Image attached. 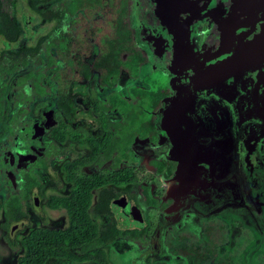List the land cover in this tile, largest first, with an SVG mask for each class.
Listing matches in <instances>:
<instances>
[{"label": "flooded vegetation", "instance_id": "1", "mask_svg": "<svg viewBox=\"0 0 264 264\" xmlns=\"http://www.w3.org/2000/svg\"><path fill=\"white\" fill-rule=\"evenodd\" d=\"M54 1L41 0L36 4V8H33L31 0V9L41 17L40 12H45L50 8L63 10L69 5V0H65L50 4L44 10L38 8L39 5L49 4ZM129 1L121 17L127 20L128 18L124 17V14H132L131 27L135 30L134 33L137 38L134 44L138 48H148L147 54L150 61L148 69L145 72H141L140 75L132 76L128 68L123 66L117 81L113 83L114 79L111 77L109 79L111 84L106 85L101 84L102 72L100 70L93 68L89 78H85L82 73V62L92 65L97 56L105 51L107 48L106 40L116 35L117 20L121 17L115 18L116 25L112 36L100 37L99 42L101 41L102 45L99 54L93 62H88V54L84 58H76L72 68L74 71L73 79L65 78L68 81H72L71 88L69 90L63 88V86L59 88L58 98L61 94L71 93L75 108L73 115L69 117L63 109L57 107L56 101V106L53 109L41 112L37 119L28 117V122L33 120L32 125L30 122L28 126L21 124L25 128L29 127L31 140H20L17 147H23L24 150L17 149L18 151L16 152H10L9 155L7 154V159L8 164L12 161L16 167L20 163L21 157L30 155L33 159L23 160L21 163L27 166L30 161L37 162L40 156H45L49 146L54 145L56 147L55 154H58L63 144L68 143L69 146H73L74 159L66 158L67 160L62 163L64 172L62 183L63 185L66 183L70 184L69 192L56 196H70L75 184L77 185V190L82 192V189L93 185L95 181L99 180L101 182L99 187H90V193L92 194L91 208L98 200V194L103 188L113 189L117 193V197L112 199L111 214H105L97 218L98 221L99 219H105V217L109 220L99 221V223L107 224L116 220L122 229L142 232V237L134 241L146 242L149 245L148 254L152 251L160 255V248L167 250L170 242L185 240L192 243L194 240L200 241L202 240L201 238L207 237L208 230L214 226V222L218 221V223L223 225L227 218L224 216L226 212L234 214L240 203L243 206L252 208L254 213L260 215L264 208V124L257 123L253 125L252 129L244 131L242 139H234L235 143L240 141L242 143L239 146L240 152H233L236 156V160L234 159L236 170L231 167L228 168L227 158L225 157L228 154L229 146L226 139L231 138L230 134L226 133L221 137L220 135L214 136L212 130L208 131L207 123L203 121L199 112H194V124L190 120L187 121L189 126L191 125L195 130V136L192 137L195 140L194 143H188L187 138H185L186 142L183 143L179 137L180 134L169 131L168 124H172L173 120L167 110L178 102L175 91L179 86L184 88L186 80L181 77V74L161 63L158 53L154 50L152 41L148 38V31H151L149 27L151 23L148 24L149 21H147L145 13L150 0ZM2 3V11L8 12L11 18H16L22 27V23L15 14L17 8L16 0H2ZM95 4L97 6L101 4L108 5L102 3V0H95ZM67 18L72 19L74 15L69 13L66 18L63 17L60 21H51L55 23L53 31H56L57 34H64L66 32L65 24H77L80 21L77 20L75 23H70ZM44 22L49 23L47 21ZM216 22V20L204 19L197 21L193 25L191 34L187 36L194 50L203 51ZM91 27L92 24L89 28ZM97 30L96 28L94 31L97 33ZM157 32L159 31L152 33ZM141 33H143V36ZM0 36L2 35L0 34ZM162 37V35L158 36V38ZM3 39L5 52L0 55V63L9 64L12 62L13 56L17 54L7 51L11 49L10 45L14 42H9L4 37ZM163 42L166 43H162V46L173 47L174 45L173 40ZM188 69L194 70L193 64ZM95 71L100 73L99 85L101 90L105 88V90L114 91L107 99L93 97L91 105H81L75 101L74 87L78 84L79 78H84L85 81L82 86L87 88L88 82ZM124 76L131 79V82L123 84V89L116 90L120 79ZM185 76L189 78L192 75ZM178 77L180 82L175 83ZM42 84L46 93H48L44 76ZM140 88L142 90H148L146 88H149L148 93L139 96L138 94L140 93L137 94L136 92H140ZM171 93L174 94L176 100L173 104L170 101L168 102V100L164 104V99L168 98ZM198 93L194 91V94ZM78 95L85 98L88 97L87 91L80 92ZM153 95L158 97L156 105L151 103ZM204 100L207 103L203 105L206 109L205 113L208 116L211 113L214 118L218 119V113H215V103L211 107L210 103L208 104V101ZM141 101L145 102V104L139 103ZM112 102H117L118 104L114 110L109 108V104ZM138 108L143 112L146 110L147 112L144 113L147 115L139 114ZM136 109L138 110L136 111ZM20 112L23 111L20 110ZM114 113H117L120 118L112 119V114ZM141 117L147 119L146 123L139 122L138 119ZM20 119L18 118L15 123H19ZM147 125L152 126L147 128ZM36 126L41 128V130L37 131ZM56 128L67 131V137L62 140L55 138L53 133ZM13 131L15 133L16 130L13 128ZM184 133L186 135L189 134L188 131ZM145 142H149L151 147L156 148H154L155 154L152 159L147 160V164L144 165L146 158L144 155L146 153L142 150H146V148H141V146L144 147ZM195 144L196 147L194 146ZM95 149L97 152H95ZM60 153L62 154V150ZM10 155H13V159ZM220 159L223 164L225 163L223 167H220ZM68 163H76L75 178L72 181L67 179L68 174L65 166ZM130 167L136 169V174L140 179L139 182L127 184L103 182L112 171H122ZM41 168L48 171L49 161L47 164L42 165ZM147 169L153 170L150 178L147 177ZM181 171L187 177L180 175ZM47 176L49 175L47 174ZM161 179L165 180L164 185L161 183ZM40 185L41 188L39 189L42 190L44 184L41 183ZM134 185H138V190L130 189ZM51 196L54 195L51 194L48 197L46 206L50 210L66 211L65 208L51 209L48 206ZM235 206L237 207L235 208ZM153 210L156 211L157 215L155 220L152 218ZM232 218L235 224L238 217L230 216L229 221ZM153 223L157 225L155 232L151 231ZM121 239L127 238L123 237ZM128 240L130 241V239ZM194 244L202 248V243L201 245L199 243Z\"/></svg>", "mask_w": 264, "mask_h": 264}, {"label": "rangeland", "instance_id": "2", "mask_svg": "<svg viewBox=\"0 0 264 264\" xmlns=\"http://www.w3.org/2000/svg\"><path fill=\"white\" fill-rule=\"evenodd\" d=\"M59 1L65 0H55L49 4L39 5L38 8L44 10L50 4H56ZM16 2L15 14L22 23V34L16 42L10 45L11 49L7 50L13 54L14 52L17 54L23 45H36L41 36L50 33H53L52 35L57 34L56 31H53L54 22H44L38 13L31 9V0H16ZM129 2V0H102V3L108 5L97 6L95 0H69L68 7L71 9V14L74 15L70 23L80 21L70 25L64 23L66 32L56 35L59 37V39L57 38L59 47L57 48L48 39L42 46L40 57L31 59L27 66L15 71L13 75L0 70V102L7 116V119L0 118V148L2 149L0 151V264L18 263V258L25 251L22 246V239L33 228L39 226L65 228L68 225L66 211L50 210L46 206V201L51 194L58 195L69 192L70 184L63 185L62 183L64 177L62 163L67 160L66 158L74 159V147L69 146L68 143L63 144L58 154H55L56 147L54 145L49 146L45 156H40L37 162L30 161L27 166L17 164L15 167L12 161L8 164L7 154L24 150L23 147H17L20 140L28 139L30 141L31 137L30 132L24 129L25 127L22 125L28 126L29 122L32 125L33 120L28 122V117L37 119L41 112L51 110L56 106L59 88L61 86L67 90L71 88L72 81L65 78L73 79L74 71L72 68L75 59L84 58L88 54V62H93L102 45L101 41L99 42L100 37L112 36L116 25L115 18L122 16V12L126 10ZM131 16L132 14L129 13L124 14V17L129 18V20H131ZM215 20L212 19V21ZM91 24L92 27L89 28ZM149 27L153 29V27ZM96 28L98 29L97 33L94 31ZM151 34L155 37L162 32L159 31L156 34L151 32ZM141 35L143 36V33ZM80 40L81 42H79ZM4 47V39L0 36V55L5 52ZM158 56L161 63L166 66L169 65L168 50L163 49L161 54L158 53ZM238 62L241 63L234 67L228 65L226 69L228 73L224 75L207 73L203 77L186 81L184 88L179 86L180 88L178 87L175 91L178 102L167 110L173 120L172 124H168V130L180 134L179 137L183 143L186 142L185 138L188 139V143L195 142L192 138L195 136L194 127L187 123L188 120L192 124L195 123L194 112H199L202 115L203 121L207 123L208 131L212 130L214 136L220 135L221 137L223 134L229 133L231 138L226 139L229 146L228 154L225 157L228 168L231 167L235 170L237 168L236 164L234 165L236 156L233 152H240L239 146L242 144L241 141L235 143V140L242 139L244 131L252 129L253 125L264 124V44H250L243 60H238ZM28 76L29 78L25 79ZM43 76L48 87V93H46L42 83H38L40 84L39 87L34 85L37 80H42ZM99 79L100 73L95 71L87 88H85L82 86L85 81L84 78H79L73 91L76 96L75 101L81 105L89 106L93 97L107 99L114 90L108 91L105 88L101 90ZM121 79L116 90L123 89V84L131 82V79L126 78V76ZM37 87L41 90L39 91ZM84 91L88 93L86 98L78 95ZM194 91L199 93L194 94ZM176 98L171 93L168 98L164 99V104L167 100L173 104ZM204 99L208 101V104L210 103L211 107L215 103V113H218V119L214 118L211 113L209 116L205 113L206 109L203 105L207 103ZM139 103L145 104L143 101ZM160 109L162 108L160 107ZM20 110L23 112L15 115V112ZM144 112L147 111L144 110ZM144 112L140 109L138 111L141 115L146 114ZM21 115L20 122L15 123L18 116ZM112 115V119L120 118L117 113ZM13 116L16 119L13 122L9 121L8 119ZM138 120L143 123L147 121L146 118L142 117ZM8 125L16 130L15 133L10 132ZM151 126L147 125V128ZM185 131H188L189 134L186 135ZM26 135L27 137H25ZM32 139L34 138L32 137ZM144 144H142L144 147L141 146V148H146V150H142L146 153L144 155L146 157L145 165L147 160H151L154 156V148L156 147H151L149 142ZM194 146L196 147V144ZM61 150L62 154H59ZM48 161L49 169L45 171L41 167ZM220 162V167H223L225 163L223 164L221 159ZM147 172V177L150 178L153 170L147 169ZM10 173L15 176L16 185L11 180ZM181 174L184 176V172L181 171ZM41 183L44 184L42 190L39 189ZM161 183L164 185L165 180L161 179ZM130 189L138 190V185H134ZM14 197H17L21 202L26 214L18 221H11L10 219V200ZM35 197L38 199L37 204ZM224 216L227 218L223 225L215 221L214 226L209 228L207 237L192 242L200 245L202 243L203 262L213 263L210 261L214 256L216 264H264V208L259 215L254 213L252 208L240 203L234 214L226 212ZM230 216L238 217L235 224L233 218L229 221ZM156 217V211L153 210L152 218L155 220ZM108 220L106 217L99 219L101 222ZM156 228L157 225L153 223L151 231L155 232ZM171 245L172 242L168 244L167 248H171ZM148 248L149 245L146 242L120 239L106 246L105 250L110 260L109 264H146L148 258L151 262L164 259L169 264H188L187 259H174L171 256L172 251L160 248V255L152 251L148 254ZM194 258L198 257L194 256ZM46 264L96 263L50 258Z\"/></svg>", "mask_w": 264, "mask_h": 264}, {"label": "trees", "instance_id": "3", "mask_svg": "<svg viewBox=\"0 0 264 264\" xmlns=\"http://www.w3.org/2000/svg\"><path fill=\"white\" fill-rule=\"evenodd\" d=\"M40 1L41 0H32L33 8H36V4ZM2 4V0H0V34L7 41L15 42L22 34V27L16 18H11L8 12L2 11ZM69 13L71 14V9L69 7H65L63 10H54L50 8L45 12H40V15L44 21L51 22L60 21L63 17L66 18ZM129 18L126 20L121 17L117 20L118 26L115 33L116 35L106 40L107 48L97 56L92 65L82 62V73L86 79L89 78L93 68L102 72V85L111 84L109 80L111 77H113V83H115L123 66L128 68L132 76L140 75L141 72H145L148 69L150 63L147 54L148 48H138L134 44L137 38L134 33L135 30L131 27V20H129ZM70 20V18H67V21L70 22ZM52 34L53 33L42 36L34 46H21L17 55L13 56L12 62L9 64L0 63V70L9 75H13L15 71L27 66L31 59L40 57L42 44L48 39L58 48L57 38L59 39V37L56 35L59 34ZM28 78L29 76L25 79ZM38 83H42V80H37L34 85L39 87L40 84ZM146 89L149 90V88ZM40 90L41 89H39V91ZM148 90H142L140 88V94L138 95H146ZM152 97L151 103L152 105H156L158 103V97ZM73 105L74 100L71 93L61 94L57 100V107L63 109L69 117L75 112ZM117 105V102H112L109 104V108L114 110ZM4 112L5 110L0 103V118L7 119ZM18 113L20 114L21 112L16 111L15 115ZM14 116L8 120L12 122L16 119ZM18 118L20 119V116H18ZM8 129L11 133L14 132L13 128L9 125ZM25 129L28 131L30 130L29 127ZM67 134V131H62L61 128H56L53 133L55 138L61 140L65 139ZM1 150L0 148V151ZM95 152H97L96 149ZM75 168L76 163L66 164L65 170L68 174V180H74ZM139 180L136 169L130 167L122 171H112L103 182L127 184L137 183ZM100 185L101 182L97 180L93 185L87 186V188L82 189V192H79L75 184L70 196H51L48 201V206L51 209L65 208L68 215V225L65 228H50L46 226L33 228L22 239V246L25 251L18 258L17 264H46L50 258L109 264L110 260L105 250L106 246L113 244L123 237L131 241L142 237V232L122 229L116 220L107 224L99 223L97 220L98 217L111 214L112 199L117 197V193L113 189L103 188L98 194V200L91 208L92 194L90 193V187H99ZM10 203L11 221L21 220L26 215L21 202L17 197H14L10 200ZM201 249L202 248L196 246L194 243L185 240L175 241L172 243L171 248H167L168 251H172L173 254L171 256L174 259H187L188 264H216L214 256L212 257V261H210L213 263L203 262L202 257L204 256H202ZM194 256L198 258H194ZM146 260V264H169L167 260L164 259H158L155 262H151L149 258Z\"/></svg>", "mask_w": 264, "mask_h": 264}, {"label": "water", "instance_id": "4", "mask_svg": "<svg viewBox=\"0 0 264 264\" xmlns=\"http://www.w3.org/2000/svg\"><path fill=\"white\" fill-rule=\"evenodd\" d=\"M145 15L153 27L151 31L162 32L163 37L158 38L159 35L153 37L148 31L155 52L161 54L163 49L168 50L169 65L165 66L186 81L207 73L224 75L228 73V65L234 67L241 63L238 60H243L250 44H264V0H150ZM204 19L217 22L203 51L199 52L194 50L187 35L197 21ZM168 40L174 41L173 47L161 45ZM192 64L194 70H189ZM177 80L175 83L180 82L179 77ZM36 129L41 130L38 126ZM29 159L33 158L23 156L19 164ZM10 177L16 185L13 173ZM35 201L37 204L38 199Z\"/></svg>", "mask_w": 264, "mask_h": 264}]
</instances>
